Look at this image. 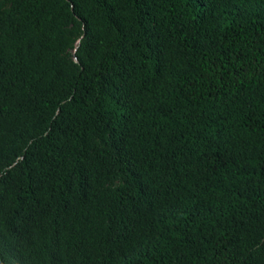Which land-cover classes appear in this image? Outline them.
Returning <instances> with one entry per match:
<instances>
[{
  "label": "trees",
  "instance_id": "1",
  "mask_svg": "<svg viewBox=\"0 0 264 264\" xmlns=\"http://www.w3.org/2000/svg\"><path fill=\"white\" fill-rule=\"evenodd\" d=\"M0 264H264V0H0Z\"/></svg>",
  "mask_w": 264,
  "mask_h": 264
}]
</instances>
